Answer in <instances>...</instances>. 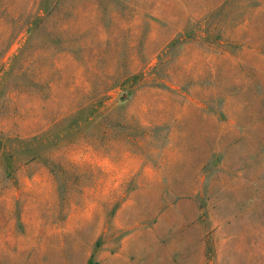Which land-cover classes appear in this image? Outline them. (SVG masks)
Segmentation results:
<instances>
[{
	"label": "rangeland",
	"instance_id": "374dc122",
	"mask_svg": "<svg viewBox=\"0 0 264 264\" xmlns=\"http://www.w3.org/2000/svg\"><path fill=\"white\" fill-rule=\"evenodd\" d=\"M0 264H264V0H0Z\"/></svg>",
	"mask_w": 264,
	"mask_h": 264
}]
</instances>
